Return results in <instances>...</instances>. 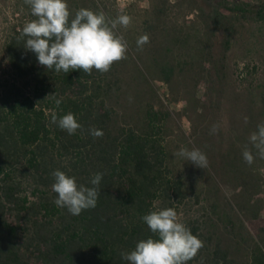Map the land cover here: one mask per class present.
<instances>
[{
  "label": "trees",
  "instance_id": "trees-1",
  "mask_svg": "<svg viewBox=\"0 0 264 264\" xmlns=\"http://www.w3.org/2000/svg\"><path fill=\"white\" fill-rule=\"evenodd\" d=\"M78 1L70 6L73 15ZM234 10L264 22V2ZM24 25L6 37L0 73V264H128L121 253L153 235L141 217L168 207L179 213L187 205L184 181L170 167L165 119L151 110L143 131L120 125L104 74L46 69L24 47ZM229 43L230 36L225 51ZM173 72L162 67L166 82ZM261 100L264 123V92ZM54 112L74 114L82 128L69 135L51 122ZM92 127L103 136L90 135ZM56 170L86 187L94 173H103L96 207L80 215L57 207ZM186 217L184 224L204 243L188 264H229L220 243L213 251L206 245L202 221ZM250 264H264V245L252 250Z\"/></svg>",
  "mask_w": 264,
  "mask_h": 264
},
{
  "label": "rangeland",
  "instance_id": "rangeland-1",
  "mask_svg": "<svg viewBox=\"0 0 264 264\" xmlns=\"http://www.w3.org/2000/svg\"><path fill=\"white\" fill-rule=\"evenodd\" d=\"M67 2L72 7L75 0ZM262 2L78 1L109 19L132 18L128 28L117 30L127 42V58L103 73L112 87L109 101L120 125L143 131L151 110L165 119L170 167L187 194L178 216L183 223L187 215L200 219L206 245L213 251L220 243L229 264H250L252 250L264 245V159L256 156L249 165L242 155L246 145L252 148L249 136L263 119L264 22L234 10ZM27 9L24 0H0V73L6 70L5 39L14 26L31 20ZM144 34L149 43L141 49L136 41ZM164 65L174 71L168 82ZM181 148L200 149L208 167L177 155Z\"/></svg>",
  "mask_w": 264,
  "mask_h": 264
},
{
  "label": "clouds",
  "instance_id": "clouds-1",
  "mask_svg": "<svg viewBox=\"0 0 264 264\" xmlns=\"http://www.w3.org/2000/svg\"><path fill=\"white\" fill-rule=\"evenodd\" d=\"M24 3L34 19L23 26L21 39L26 38L24 47L35 53L38 63L46 69L65 74L81 70L88 75L95 69L103 74L110 71L115 62L127 58V42L117 30L130 26V16L121 14L109 19L104 11L89 8H80L73 15L67 0H24ZM136 43L142 49L149 43V36H140ZM61 102L60 99L55 101L57 107ZM51 122L69 135L82 128L72 113L57 117L54 112ZM217 130L218 126L213 125L211 132ZM89 131L94 138L103 136V131L95 127ZM249 143L252 148L246 145L242 155L251 165L256 156L264 159V123L258 124L256 131L250 134ZM252 149L256 150L255 156ZM177 155L199 168L208 167L207 156L200 149L181 148ZM103 175L94 173L90 180L92 187H86L78 185L74 176L54 171L52 191L57 194L54 204L66 208L72 215L95 208ZM141 219L153 235L138 241L130 252L121 253L128 264H188L204 247L203 241L181 222L172 207L150 211Z\"/></svg>",
  "mask_w": 264,
  "mask_h": 264
}]
</instances>
